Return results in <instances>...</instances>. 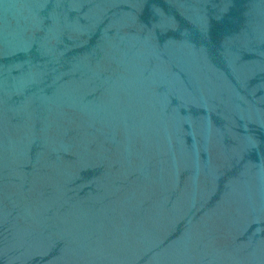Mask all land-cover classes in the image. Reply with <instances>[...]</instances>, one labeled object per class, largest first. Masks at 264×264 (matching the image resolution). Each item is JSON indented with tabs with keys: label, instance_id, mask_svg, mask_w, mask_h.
<instances>
[{
	"label": "water",
	"instance_id": "1",
	"mask_svg": "<svg viewBox=\"0 0 264 264\" xmlns=\"http://www.w3.org/2000/svg\"><path fill=\"white\" fill-rule=\"evenodd\" d=\"M0 264H264V0H0Z\"/></svg>",
	"mask_w": 264,
	"mask_h": 264
}]
</instances>
